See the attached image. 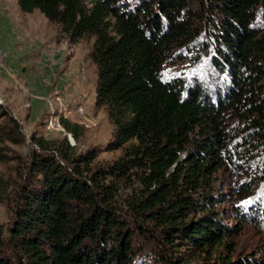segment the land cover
<instances>
[{
	"label": "trees",
	"instance_id": "1",
	"mask_svg": "<svg viewBox=\"0 0 264 264\" xmlns=\"http://www.w3.org/2000/svg\"><path fill=\"white\" fill-rule=\"evenodd\" d=\"M16 1L21 11L39 10L60 23L72 43L95 38L90 53L97 65L94 104L106 109L114 126L106 149L124 153L93 169L96 149L74 156L66 143L56 156L38 141L29 163L33 182L21 186L7 237L0 231V264L12 260L3 256L8 242L25 258L19 264H150L135 237L136 232L146 235L140 218L158 227L175 248L165 264H198L190 262L191 248L207 252L223 245L233 230L213 208L221 200L208 192L197 199L194 193L211 189L226 161L234 165L232 157L242 156L228 147L231 114L251 117L249 129L264 140V23L256 11L264 0H208L218 17L214 35L226 50L223 61L231 80L215 100L199 83L163 77L164 62L193 38L198 13L190 10L192 0ZM5 119L0 161L2 141L16 143L19 132ZM61 124L74 139L79 136L78 123L62 118ZM132 175L131 186L137 188L125 206L135 226L119 212L115 183ZM251 186L239 183L236 191L246 194ZM199 264L258 261L245 257Z\"/></svg>",
	"mask_w": 264,
	"mask_h": 264
},
{
	"label": "rangeland",
	"instance_id": "2",
	"mask_svg": "<svg viewBox=\"0 0 264 264\" xmlns=\"http://www.w3.org/2000/svg\"><path fill=\"white\" fill-rule=\"evenodd\" d=\"M208 3L192 0L190 10L198 13L192 23L193 38L182 49H175L164 62L162 72L167 80L180 79L186 85L199 83L215 100L231 80L228 64L223 61L226 50L214 35L218 17ZM256 11L262 25L264 4ZM94 40L85 36L72 43L61 24L50 21L39 10L23 12L16 0H0V123L9 118L11 126L19 131L16 143L4 139L1 144L5 156L0 161V231L4 238L15 222L21 186L33 182L29 163L38 141L43 147L56 150V156L66 143L74 156L96 149L93 169L111 164L124 153L123 149H106L114 126L106 109L94 104L97 65L90 56ZM245 115L231 114L226 127L229 149L242 156L232 157L234 165L226 161V167L220 168L212 180L211 189L201 187L194 193L197 199L208 192L221 200L213 208L223 224L233 230L232 236L207 252L191 248V263L255 257L258 264H264V140L257 137L255 129H249L251 117ZM62 118L80 125L76 139L63 128ZM185 157L181 155V159ZM133 178L132 175L129 180L115 183L119 212L135 226L133 215L125 206L133 188H137V184L131 186ZM239 183L252 185L250 191L238 194ZM140 220L146 235L136 232L135 237L143 246L144 257L150 264H165L164 257L171 258L175 248L167 244L158 227ZM3 248V256L8 261L12 257L10 264L24 263L25 258L9 242Z\"/></svg>",
	"mask_w": 264,
	"mask_h": 264
}]
</instances>
